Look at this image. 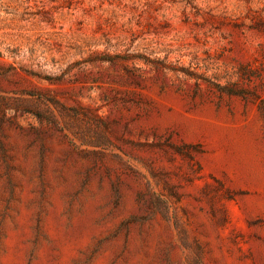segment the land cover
Returning <instances> with one entry per match:
<instances>
[{
	"label": "rangeland",
	"instance_id": "1",
	"mask_svg": "<svg viewBox=\"0 0 264 264\" xmlns=\"http://www.w3.org/2000/svg\"><path fill=\"white\" fill-rule=\"evenodd\" d=\"M0 264H264V0H0Z\"/></svg>",
	"mask_w": 264,
	"mask_h": 264
}]
</instances>
